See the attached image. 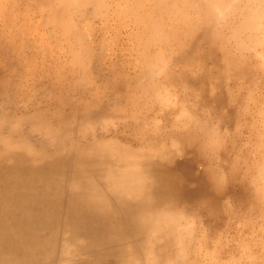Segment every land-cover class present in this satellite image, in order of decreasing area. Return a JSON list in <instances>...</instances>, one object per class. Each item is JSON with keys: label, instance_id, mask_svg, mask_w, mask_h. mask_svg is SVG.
Returning <instances> with one entry per match:
<instances>
[{"label": "bare ground", "instance_id": "bare-ground-1", "mask_svg": "<svg viewBox=\"0 0 264 264\" xmlns=\"http://www.w3.org/2000/svg\"><path fill=\"white\" fill-rule=\"evenodd\" d=\"M96 22L94 31L91 23ZM108 29L115 31L110 54L124 36L137 72L123 77L126 92L103 96L96 80L109 85L105 74L114 68L94 75V51L97 61L102 60L106 44L99 40L93 48L92 43ZM219 41L233 46L229 52L219 49L232 72L222 74L226 80L248 82L249 54L264 71V0H0V55L12 53L11 61L15 60L11 75L0 62V93L8 91V81L16 76L15 88L21 93L13 99L39 101L48 97L42 89L49 93L54 85H42V77H54L66 79L69 91L86 88L93 97L81 102L80 109L59 99L22 115L0 112V264H197L201 249H209L212 241L196 234L193 221L175 207L181 172L174 159L181 155L191 167L204 161L206 152L222 147L219 124L227 123L229 116L216 113L207 120L199 112L190 113L182 102L181 117L177 114L182 120L175 118L182 121L185 138L171 137L168 146L132 147L107 134L125 120L147 127L152 117L135 114L134 106L141 103L172 108V92L162 79L166 71L180 66V61L206 66L204 56L212 57L213 64V54L202 58L195 51L206 44L216 53ZM163 47L174 54L192 47L195 54L179 61ZM60 57L66 66L58 64ZM48 58L46 68L43 62ZM22 80L27 81L26 91ZM181 83L195 89L187 80ZM247 96L250 100L251 94ZM120 98L134 106L124 109ZM49 114L58 116L56 126ZM258 146L264 152V142ZM258 166L261 175L264 161ZM206 168L208 187L219 192L227 182L226 172L210 163ZM259 178L250 180L244 192L240 189L242 200H264ZM208 195L202 200L205 205L215 196L212 191ZM220 204L219 200L206 212L212 215Z\"/></svg>", "mask_w": 264, "mask_h": 264}, {"label": "rangeland", "instance_id": "rangeland-1", "mask_svg": "<svg viewBox=\"0 0 264 264\" xmlns=\"http://www.w3.org/2000/svg\"><path fill=\"white\" fill-rule=\"evenodd\" d=\"M98 26L99 23L97 22L95 24L91 23V28L94 31H97ZM105 32L97 35L96 40L92 43L93 48L98 47L99 40H103L104 44H106L100 55L102 60L97 61L99 60L98 53L96 50L94 51L96 61L93 69L94 75H99L101 71L107 72L109 66L114 68V72L111 74L107 72L105 74L110 78L109 85H105L101 79L96 80V84L103 96H106L109 92H112L113 95L118 92H126V82H124L123 77L126 75L128 77L132 76L137 72L133 66L134 53L129 52L128 49H125L126 46H124L127 39L121 36L118 41L119 48L115 50L116 52L113 51L115 53L111 55L110 49L114 47L112 37L115 31L114 29H108ZM134 45L136 47L135 43ZM219 45L216 53H213L206 44L197 45L200 48V50L195 51L197 57L203 58L205 54L208 56L213 54V64H211L212 57L204 56L203 59L207 64L203 67H199L197 62L186 64L180 61L182 56H189V54L194 53L192 47L185 48L183 54L182 52L174 54L167 47H165L164 51L163 47L166 55L170 56L171 54L174 59L181 62L180 66L166 71L165 76L162 78L169 92H172L170 94L172 96L170 97L175 101V103L172 101V108H170L171 105H168L167 108L166 105L163 108L159 104H153L149 101L146 105L141 103L138 106H134L130 102L127 104L123 98H120L122 100L120 105L124 109L130 108L133 105L137 117L147 115V117H152L153 121L149 122L147 127L144 128V126H131L130 121L125 120L115 124L107 135H111L110 137H114L123 143L129 142L132 144V147L142 146L146 143L168 146L171 143V137L180 135L182 139L185 138L182 135L184 126L182 128L180 125L182 121L179 122L176 119L180 116L178 113L180 112L179 109L181 107L179 108V106L182 102L190 113L197 115L199 112L198 115L207 120H209V117L214 118L216 113L224 115L222 118L225 119L228 118L226 116H229L227 123L219 124V136H221V141L224 140L222 141V147L215 152H206L205 155L200 153L201 155H198V157L203 155L204 161L195 163L191 167H187L189 163L187 165L184 164V159H182L181 155H178L174 159L177 162L175 165L176 170L181 172L177 179V186L180 188L178 192L181 193V196L178 199L179 205L177 201V206L175 207L182 210L186 217L193 221L196 234L207 236L212 241L208 242L209 249H201L197 264H264V200L256 196H251L248 200H242L238 196L241 188L244 192V189L250 187V180H257V177H260L258 179L261 181L260 184L264 183V168L261 173L262 178L261 175H257V171H259V169L257 170L259 168L258 165L264 161V152L258 146V143L264 142V71L254 65L255 58L249 54L247 58L249 67L247 68V70L249 69L248 82L242 79L227 78L226 80L224 77L232 72L229 71L226 59H222L223 55L219 49L222 47L225 51L229 52L233 46L232 43L222 41H219ZM121 47H124L123 49L127 51L125 52ZM232 53L231 56L234 55L235 51H232ZM13 58L12 53L0 55V62L7 64L4 65L7 73H10L14 68L12 64L15 60L11 61ZM50 62L51 58L43 62L46 68H49L48 64ZM35 64L40 65L39 62H35ZM58 64L61 67L66 66V61L60 57ZM46 68L45 70L50 72ZM64 69L67 71V67ZM193 76H195L194 79L192 78ZM215 76L217 82L214 79ZM15 77H12V80L10 79L13 85L8 81V91L4 94L0 93V112L11 116L29 113L35 108L45 109L47 104L54 101L57 103L59 99L67 100L73 109H80L79 105L81 102H87L93 98L90 90L86 88H77L69 91L66 79L60 81L54 77H42V85H45L46 82L47 85L51 82L54 84L49 93L47 89H42V94L43 92H45V95L48 94L47 98L39 101H28L24 98L23 103L19 100L16 102L13 99V94L16 93L14 96L19 95L17 93L18 91L21 93V91L15 88L19 82V79L15 82ZM38 77L36 75V78ZM219 78H223V80L219 82ZM35 80L37 84L39 81ZM183 80H187L189 84L193 85L190 87H195V89H189V86L187 87L181 83ZM22 84L25 88L27 81L22 80ZM211 85H215L214 90L209 89ZM251 89L252 91H250ZM247 94H251L250 100ZM40 97L42 96L36 98ZM245 102L246 104H244ZM148 104L149 106L147 107ZM174 104L175 107L173 106ZM248 105L250 106L248 107ZM246 107L247 109H245ZM63 108L66 107H60L59 110ZM136 108L142 110V112H137ZM261 110H263L262 113L260 112ZM175 116L177 117L175 118ZM49 117L53 118L50 121L53 126H56L58 116L49 114ZM180 119L182 120V118ZM236 121L240 123L239 126ZM233 123L235 126H238L237 130ZM167 149L165 147L162 150L166 152ZM207 163L212 164L219 171L226 172L227 182L219 192L214 188L208 187L211 185H209L208 178L205 177ZM224 172L220 173L223 174ZM258 174L260 173L258 172ZM211 191L214 192V199H208L207 204H203L202 200H206L205 197H209L208 192ZM219 200L221 204L217 206V210L212 215L206 212L207 207L216 204Z\"/></svg>", "mask_w": 264, "mask_h": 264}]
</instances>
